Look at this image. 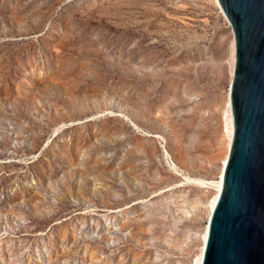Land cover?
I'll use <instances>...</instances> for the list:
<instances>
[{
    "label": "rangeland",
    "instance_id": "obj_1",
    "mask_svg": "<svg viewBox=\"0 0 264 264\" xmlns=\"http://www.w3.org/2000/svg\"><path fill=\"white\" fill-rule=\"evenodd\" d=\"M232 40L216 0H0V264H195Z\"/></svg>",
    "mask_w": 264,
    "mask_h": 264
},
{
    "label": "water",
    "instance_id": "obj_2",
    "mask_svg": "<svg viewBox=\"0 0 264 264\" xmlns=\"http://www.w3.org/2000/svg\"><path fill=\"white\" fill-rule=\"evenodd\" d=\"M232 28L233 136L201 264H264V0H218Z\"/></svg>",
    "mask_w": 264,
    "mask_h": 264
},
{
    "label": "bare ground",
    "instance_id": "obj_3",
    "mask_svg": "<svg viewBox=\"0 0 264 264\" xmlns=\"http://www.w3.org/2000/svg\"><path fill=\"white\" fill-rule=\"evenodd\" d=\"M216 1L219 4L218 0H216ZM231 47H232V49H231L232 50V56H231L230 65H231V78H232L234 60H235L234 37H233V40H232V46ZM226 128H227V130H226V133H227V144H228V150H229V145H230V142H231V139H232V136H233V118H232V111H231L230 101H228V107H227V110H226ZM228 150H227L225 158H224L223 166L225 164L226 157L228 155ZM222 170H223V167H222V169L220 171L219 177L216 180L213 181L214 185L216 186V190H215V193L213 194V196L211 197V199L209 200L208 205H207L208 206L209 215H210L211 209H212V207H213V205H214V203L216 201L218 191L220 190V187H221V184H222ZM206 234H207V225H206L205 232L203 234V245H202L200 253L196 257L195 264H201Z\"/></svg>",
    "mask_w": 264,
    "mask_h": 264
}]
</instances>
